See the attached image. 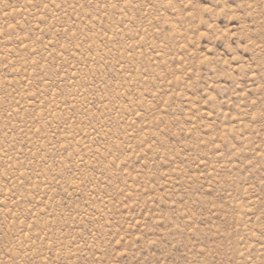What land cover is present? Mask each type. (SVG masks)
I'll return each instance as SVG.
<instances>
[{
  "label": "rangeland",
  "instance_id": "1",
  "mask_svg": "<svg viewBox=\"0 0 264 264\" xmlns=\"http://www.w3.org/2000/svg\"><path fill=\"white\" fill-rule=\"evenodd\" d=\"M0 264H264V0H0Z\"/></svg>",
  "mask_w": 264,
  "mask_h": 264
}]
</instances>
